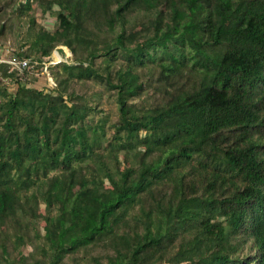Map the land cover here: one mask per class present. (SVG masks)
<instances>
[{"label":"trees","instance_id":"1","mask_svg":"<svg viewBox=\"0 0 264 264\" xmlns=\"http://www.w3.org/2000/svg\"><path fill=\"white\" fill-rule=\"evenodd\" d=\"M36 1L58 20L29 16L36 59L77 62L45 86L0 65L17 75L0 82V264L99 246L97 264H264V0Z\"/></svg>","mask_w":264,"mask_h":264},{"label":"rangeland","instance_id":"2","mask_svg":"<svg viewBox=\"0 0 264 264\" xmlns=\"http://www.w3.org/2000/svg\"><path fill=\"white\" fill-rule=\"evenodd\" d=\"M0 5L2 7L1 17L3 20H6L8 28L6 30L5 35L2 36V44L3 48L8 50V54L10 56L19 58L15 55V52H20L21 56H31L33 58H39L40 54L37 50H32L30 48V44L26 43L28 39V32L29 27L31 26L29 21V16L35 19L34 28H39L40 26L49 30H54L55 27L58 25V20L55 13L51 11H43L42 6L34 0L32 3V9L29 10L27 14L22 16L21 18L17 14L16 6L18 5V0H0ZM57 8V6H55ZM55 50H58L59 53L67 56V62L73 63L77 62L74 59L72 50L66 45H58L52 50L51 56L55 53ZM60 64H63L60 63ZM30 72L26 71L27 80L34 81L36 79L39 80V84L41 86H45L51 83L49 80V76L52 77L53 81L56 85V80L53 75V70L51 69L50 65L46 69L43 65L37 66V68L29 70ZM17 75H5L2 70H0V82L3 85L10 86L14 88L15 80ZM13 85V86H12ZM49 87H46V89ZM73 89H75L78 93H84L87 95L97 94V92L104 91L103 86L95 83L93 80H83L78 81L73 84ZM149 93L154 94V89H151ZM101 106L106 110H109L115 116L116 108L115 103L112 97L108 96V92L102 94L101 97ZM41 210L44 211V207L42 206ZM43 222H41L42 227ZM35 250L34 244H27L22 247L23 254L29 255L31 251ZM105 254L106 252L102 247H92L88 250L82 251L77 255L72 257H67L64 261V264H97L98 261H105ZM74 259H77L76 261ZM18 264H23L19 262ZM162 264H169V263H162Z\"/></svg>","mask_w":264,"mask_h":264},{"label":"built area","instance_id":"3","mask_svg":"<svg viewBox=\"0 0 264 264\" xmlns=\"http://www.w3.org/2000/svg\"><path fill=\"white\" fill-rule=\"evenodd\" d=\"M67 62V56L59 53L58 50H55V53H53L52 56L39 60L36 58H33L31 56L23 57V58H14L13 56H10L9 54H0V65L3 64H9L10 71L18 69L20 72H23L27 69H34L37 68L40 64L43 65L46 69L49 67V65L57 64ZM51 81V84H55L52 77H48Z\"/></svg>","mask_w":264,"mask_h":264},{"label":"crops","instance_id":"4","mask_svg":"<svg viewBox=\"0 0 264 264\" xmlns=\"http://www.w3.org/2000/svg\"><path fill=\"white\" fill-rule=\"evenodd\" d=\"M0 54L8 55V50L6 48H3V45L1 43H0Z\"/></svg>","mask_w":264,"mask_h":264}]
</instances>
